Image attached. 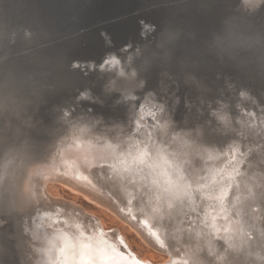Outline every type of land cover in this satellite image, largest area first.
<instances>
[{
	"label": "bare ground",
	"instance_id": "6f19581e",
	"mask_svg": "<svg viewBox=\"0 0 264 264\" xmlns=\"http://www.w3.org/2000/svg\"><path fill=\"white\" fill-rule=\"evenodd\" d=\"M228 87L233 93L234 86ZM176 88L172 85L173 101ZM154 91L140 99L131 96L120 119L97 121L98 126L87 115L74 118L69 105L66 113L57 114L63 127L56 129L51 153L28 158L23 167L13 157V165L0 170L6 177L0 185V231L6 229L7 241L19 244L28 264H88L91 255L71 256L84 242L111 247L113 255L102 264H264V97L247 93L251 105L237 107L228 94L203 110L208 132L223 138L217 145L200 137L202 125H194L197 134H188L192 129L178 125L173 116L178 99L169 106V94L156 101ZM188 105L194 107L191 101ZM47 107L52 114L58 110L54 102ZM232 107L236 115L229 114ZM17 153V159L25 155L24 150ZM118 178L123 186L114 184ZM57 185L114 213L166 258L154 261L139 254L119 227H108L93 211L53 192ZM141 188L152 206L136 199ZM22 195L34 205L21 214L14 209ZM11 223L19 227L13 235L7 231ZM5 250L0 251L9 254Z\"/></svg>",
	"mask_w": 264,
	"mask_h": 264
},
{
	"label": "water",
	"instance_id": "95a60500",
	"mask_svg": "<svg viewBox=\"0 0 264 264\" xmlns=\"http://www.w3.org/2000/svg\"><path fill=\"white\" fill-rule=\"evenodd\" d=\"M0 19L10 29H15V35L6 37L4 48L0 50V57L6 56L0 65V78L11 74L14 79L34 84L32 91L35 94L30 98L36 102L41 100L44 93L46 98L49 93L54 94L59 89L63 91L49 81L59 76L66 78L65 85L70 83L71 75H77L78 81L80 77L88 76L102 82L109 73L127 74L135 67L137 76L141 78L145 77L146 67H154L153 60L157 65L153 69L159 70L153 87L158 94L170 90L169 73L176 67L182 68L178 74H183L187 84L199 85L203 79L202 66L219 79V68L214 66L223 67L230 65L233 60L238 61L239 52L237 50V54L232 57L217 55L211 47V41L205 43L202 37L213 40L222 31L226 20L233 24L245 22L256 33L253 39L244 35L245 40L255 43L253 53L257 54L256 59L264 58V40L261 39L264 36V5L251 11L242 0H0ZM177 27L183 30L175 31ZM25 29L31 31L30 37L25 36ZM35 43L41 44L37 45L39 47L26 48ZM177 51L180 56H176ZM190 57L192 60L188 61L186 58ZM259 77L264 80V72ZM222 78L220 96L224 98L229 94L232 106L244 104L249 107L251 104L247 101V93H260L264 97V82L254 85L246 80L241 82L236 77L223 75ZM97 85L89 83L77 86L73 97L68 99L67 108L80 104L85 94H102V89H96L100 86ZM228 85L234 86L233 93L229 92ZM144 94L130 97L140 99ZM127 96L120 97L118 102L124 108L130 102ZM217 101L209 102L206 107ZM188 104L183 103L184 109H189ZM33 106L38 107L35 104ZM33 108L30 106L28 112L30 109L34 112ZM47 108L42 107L41 112L36 110L34 113L38 116H41L40 113L56 117L60 115L58 112L50 113ZM23 119L30 120L26 116ZM11 134L8 133V137ZM7 146L0 145L3 160L9 156L10 148ZM1 162L0 170L7 161ZM124 247L130 251L127 245ZM81 252L91 255L90 261L86 263L100 264V260L109 259L106 256L113 255L114 251L110 246L96 247L84 242L71 256L80 255ZM112 259L115 258L109 261ZM75 262L79 261L75 259Z\"/></svg>",
	"mask_w": 264,
	"mask_h": 264
},
{
	"label": "rangeland",
	"instance_id": "374dc122",
	"mask_svg": "<svg viewBox=\"0 0 264 264\" xmlns=\"http://www.w3.org/2000/svg\"><path fill=\"white\" fill-rule=\"evenodd\" d=\"M233 25V31L235 33V35L242 39L245 43L244 46L238 49L239 54L238 55V61L233 60V62L230 63V65H225V66H214L216 68H219V72H217L219 75H221L219 77V79L215 78L210 71H207L203 66L202 68V75H203V79L202 81L199 83V85L197 84H192V83H186L185 79L182 78L183 74L180 73L178 74L182 68L181 67H176V70H174L173 72L169 73L170 75V79L171 81L168 84V87L170 88V90H168L166 93H164L165 95L169 94V96H167V104H169L173 101L172 99V95H171V89H172V85L177 86L176 90L174 91L175 95H174V101H177L178 99V103L175 105L174 108H172L173 110V116L177 121L178 125H185V126H189L192 131L188 132L189 133H198L197 131L199 130V128H197L194 125H202L203 130H199L200 133V137H203V139L205 140V142L207 141L208 143L213 142L214 143L217 142V145L222 144L223 142V138H216L217 135L213 134L214 136H212V132H208V126L204 124V121H206L204 118L205 116V112L203 111L206 108V105L209 102H212L213 100H219L221 97H223V95L220 96V94L222 93L220 91V89L223 88V78L222 76H230L233 78H237L239 81L241 82H245L248 81L250 83H253L254 85H261L263 84L264 80H262L259 77V74L261 72H264V58L262 57V59H256V55L253 52H255V49H253V45L255 43H252L251 40H245L246 39V35H249L251 37V39H253L255 37V32H253L251 30V28L249 26H246V23H241L239 22L237 23H232ZM183 30L180 27H177L175 29V31H181ZM186 33V31H185ZM246 37H245V36ZM201 39V37H200ZM203 42H212L211 39H207L202 37ZM264 48V45H263ZM179 52H176V56H180V54H178ZM188 61L192 60V57L190 58H186ZM195 61V59H194ZM152 65L154 67H157L156 62L153 60L152 61ZM152 66V67H153ZM153 67V68H154ZM199 67V65H197V68ZM153 68H145V77H137L135 76L134 78H130V75L132 74L129 71H132L131 69L128 71L127 74H125V78L124 76H118L116 74H112L109 73L108 76H104L102 79V82H97L96 81V77H88L86 76V78H81L80 77V81L77 75H71L69 78V84L65 85V79H62L60 76L57 79H53V80H49L51 82H53L57 88H62L63 91L60 92V89L58 90V92L51 94L49 93V95H46V98L44 97V95H42L41 100L39 101H33V103H31L30 105H38V111L41 112L42 111V107L45 106H49L51 105L52 102H54V104L56 103L59 106L58 109V113H60V115L62 113H66L65 111L68 109L67 105H68V99L72 98L74 93H75V88L77 86H82V85H87L89 83H98L99 86L98 88H96L97 90H101L102 89V94H97L95 95L94 93L91 94H85L80 101V104L78 105H72V114L73 116L75 115L74 118L77 119V117L79 116H85L87 115V117H89V122H95L97 123L98 126V122L103 121V122H113L116 121L118 119H120L122 117V115L125 113L124 106H122L121 104H118L120 97L122 96H127L130 97V95H142V93L146 92V91H153L155 87V83L157 80V75H158V69H153ZM134 69H136L134 67ZM150 69V70H149ZM56 71H58V69H56ZM207 71V72H206ZM59 72V71H58ZM246 73V75H245ZM250 73V75L247 76V74ZM59 74V73H58ZM129 75V76H126ZM137 75V74H136ZM175 76V77H174ZM78 78V79H77ZM142 78H144V80H141ZM139 81H143L141 85H139ZM173 81V83H172ZM181 85V86H180ZM125 86V87H123ZM123 88V89H121ZM127 88V90H126ZM200 88V89H198ZM56 89V88H55ZM191 89V90H189ZM126 90V91H125ZM96 91V90H95ZM120 91V92H119ZM125 91V92H124ZM49 92L52 93V91L50 90ZM122 92V93H121ZM156 96H157V101H160L161 99H164V96L162 93L156 92ZM185 97V98H184ZM51 99L50 101H48V99ZM184 100V102H183ZM193 102L194 103V107H192L191 109H184L183 103H190ZM175 104V103H174ZM172 105V104H171ZM231 105H233V103H231ZM29 109V106H28ZM232 109V108H231ZM89 111L91 113V115L87 112ZM197 112H201V115H199ZM89 114V116H88ZM232 115H236V112L232 109V111L229 113ZM41 116H38L37 114H35L34 112H32V109H30V112L27 111L26 114H24V116L29 117L30 120H26L22 118V121H17L15 120V118L13 119L14 124H20V128H21V134L19 135V137L17 139L12 138L13 134L12 133V137H7L4 144L3 145H8L7 147L10 148L9 149V156L10 158L4 157V154H0V162L2 161H7L6 163L7 166L9 164H12V161L15 158V161H17V163L22 167L24 164H27L26 161L28 158H31L32 160L34 159V156H39L41 153L42 155H47L51 152H49V148L51 147V143L54 141V139L56 138V129H62L61 127H63L61 124H58V119L56 116L53 115H48L45 113H40ZM59 115V114H58ZM186 115H188L189 119H186ZM88 119V118H87ZM29 121V123H25V122ZM34 121V122H33ZM98 121V122H97ZM23 123V124H22ZM31 123V124H30ZM27 124V125H26ZM34 124V125H33ZM93 124V123H92ZM210 124V123H209ZM23 126V127H22ZM10 134V132H9ZM41 135V136H40ZM44 137H43V136ZM38 136V137H37ZM40 136V138H39ZM34 137V138H33ZM25 138L28 139L29 144L31 142H34L33 144V149L30 151L28 149L24 150L25 155H23L22 159H17L18 157V151L19 150H14V148L19 147L22 142L25 140ZM45 138V139H44ZM35 139V140H34ZM44 139V140H43ZM43 142H42V141ZM46 140V142H45ZM40 141V143H39ZM36 143V144H35ZM39 143V145H38ZM43 145H42V144ZM42 145V146H40ZM38 147V148H37ZM39 148H41L39 150ZM36 149V150H34ZM38 150V151H37ZM11 151V152H10ZM12 151L13 154H12ZM27 151H29L28 155H27ZM40 151V152H39ZM39 153V154H37ZM47 153V154H46ZM15 155V156H13ZM14 157V158H13ZM11 159V160H10ZM30 159V160H31ZM9 160V161H8ZM11 161V162H10ZM1 162V163H2ZM17 164V165H18ZM21 167V171L24 172L26 170V168H22ZM26 172V171H25ZM28 171L25 173L27 174ZM138 174H136L137 176ZM141 176H138L137 179L139 180ZM4 181L3 184H6L5 180L6 177H3ZM141 180V179H140ZM123 179L118 178V180H115L116 185H120L123 186ZM139 184V183H138ZM136 184V187H138L139 185ZM138 185V186H137ZM135 188V186H133ZM133 189V188H132ZM53 192H57L60 195H62L65 198L68 199H73L75 201H77L79 204H82L83 206H85L88 210L93 211L94 213H96L98 216H100L101 218H103V220L105 221L106 225L108 227H119L124 234L126 235V237L128 238V240L130 241L132 247L134 248L135 251H137L139 254H141L144 257H147L149 259H152L154 261H162L166 258V255L163 253H160L154 246L152 247V245L148 244L145 240H142V237H139V235L135 232V230H133L128 224H126L125 222H123L122 220L119 219L118 216H116L114 213H112L111 211H109L108 209H105L101 206H98L97 204H94L92 202H89L88 200L85 199V197L80 194V193H74L72 191H70L69 189L65 188L64 186L61 185H57V187H52L51 189ZM115 190V189H114ZM134 190V189H133ZM141 190L143 192H141V195H137L138 191L135 193L136 195V199H138V197H142L146 200L147 204L149 206H152V204H150L148 202V194L144 191V188H141ZM116 191V190H115ZM22 198H20L21 204L23 205V208L21 209L20 207H22V205L20 204V206L15 210L16 213H25L28 212L30 209L29 207H33V203L30 204V200L28 201L26 198L23 199V197H26V195H22ZM141 198V200H143ZM24 200L26 202H24ZM28 201V202H27ZM25 203V204H24ZM29 205H28V204ZM28 205V206H26ZM7 209V208H6ZM20 210V211H19ZM23 210V211H21ZM5 214H6V210L4 209ZM9 213V212H7ZM11 223V225L9 226L12 227L7 229L8 233L16 234L17 232H14L18 229H16V227H18L16 224ZM19 228V227H18ZM15 229V230H14ZM6 230V229H5ZM5 230H1L0 231V250L2 251H8L9 249L12 250L15 247V250L13 249L12 252H10L9 250V254L6 252L5 255L3 252H1V256H0V264H28L27 263V258H21V255L19 254V248L18 245L19 244H13L12 242L7 241V238L5 236V234H3L5 232ZM2 232V236L1 235ZM26 233V232H25ZM10 234V235H11ZM3 238V239H2ZM4 240V242H3ZM9 243V244H8ZM6 244V245H5ZM2 245V246H1ZM3 245L6 247H3ZM12 245V246H10ZM150 245V247H149ZM8 246H10L8 248ZM5 248V249H4ZM155 248V249H154ZM16 251H18V253H16ZM13 252H15L13 254ZM12 256V257H11ZM6 257H8L6 259ZM11 257V258H10ZM15 257V258H14ZM10 259V260H9ZM32 263V262H31ZM30 263V264H31Z\"/></svg>",
	"mask_w": 264,
	"mask_h": 264
},
{
	"label": "clouds",
	"instance_id": "9594fccd",
	"mask_svg": "<svg viewBox=\"0 0 264 264\" xmlns=\"http://www.w3.org/2000/svg\"><path fill=\"white\" fill-rule=\"evenodd\" d=\"M248 9L255 11L264 5V0H242ZM9 35H15V29H10L3 20H0V50L4 48V42ZM31 31L25 29V36L30 37ZM264 40V36L261 37ZM244 41L238 38L230 20L223 24L222 31L214 36L211 47L217 55L232 57L237 54V50L244 46ZM6 56L0 57V65L3 64ZM123 74V72L121 73ZM135 76V69L132 71ZM34 84L25 80L14 79L11 74L0 78V145H3L9 132H14L16 136L21 134L20 124H14L13 119L22 121L23 115L27 113L28 106L33 103L30 98L35 93L32 91ZM223 119V117H221ZM31 147L27 138L19 146V150ZM3 176H0L2 185Z\"/></svg>",
	"mask_w": 264,
	"mask_h": 264
},
{
	"label": "snow or ice",
	"instance_id": "6c2138e0",
	"mask_svg": "<svg viewBox=\"0 0 264 264\" xmlns=\"http://www.w3.org/2000/svg\"><path fill=\"white\" fill-rule=\"evenodd\" d=\"M144 223H145V225H147V224H148V222H147V221H145Z\"/></svg>",
	"mask_w": 264,
	"mask_h": 264
}]
</instances>
